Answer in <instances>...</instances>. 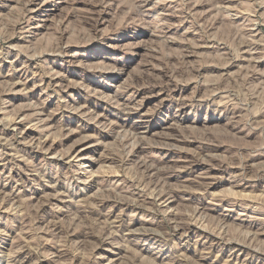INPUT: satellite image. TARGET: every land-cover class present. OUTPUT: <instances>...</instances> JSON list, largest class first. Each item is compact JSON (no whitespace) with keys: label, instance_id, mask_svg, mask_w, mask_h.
Listing matches in <instances>:
<instances>
[{"label":"rangeland","instance_id":"obj_1","mask_svg":"<svg viewBox=\"0 0 264 264\" xmlns=\"http://www.w3.org/2000/svg\"><path fill=\"white\" fill-rule=\"evenodd\" d=\"M0 264H264V0H0Z\"/></svg>","mask_w":264,"mask_h":264},{"label":"bare ground","instance_id":"obj_2","mask_svg":"<svg viewBox=\"0 0 264 264\" xmlns=\"http://www.w3.org/2000/svg\"><path fill=\"white\" fill-rule=\"evenodd\" d=\"M158 193V192H157Z\"/></svg>","mask_w":264,"mask_h":264}]
</instances>
